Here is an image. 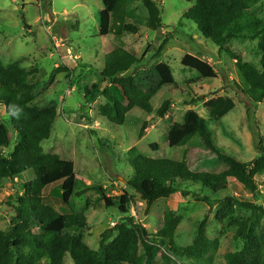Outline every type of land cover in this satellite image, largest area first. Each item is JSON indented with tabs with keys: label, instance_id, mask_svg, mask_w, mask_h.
I'll return each mask as SVG.
<instances>
[{
	"label": "rangeland",
	"instance_id": "1",
	"mask_svg": "<svg viewBox=\"0 0 264 264\" xmlns=\"http://www.w3.org/2000/svg\"><path fill=\"white\" fill-rule=\"evenodd\" d=\"M153 1L161 7V28L150 30L146 26L148 12L141 0H128L132 15L126 21L135 22L138 32L116 36L98 33L101 0H0V65L8 67L20 61L23 69L33 73L34 104L56 110L50 136L41 142V147L45 153L71 160L75 181L67 196L63 194L62 181L49 184L43 191L44 200L60 212L84 214L89 225L83 231L84 242L91 249H98L105 229L128 217L154 235L163 226L165 211L170 210L180 218L173 241L181 248L192 244L207 216L206 242L217 240V247L206 251L205 257L211 264H225L224 256L240 251L243 245L242 238L235 236L238 221L246 220L253 233L264 236V211L239 208L234 200L237 197L264 208V176L255 180L252 190L230 177L226 189L215 193L196 182L184 181L180 183V192L158 199L146 209L145 202L127 185L132 176L130 158L144 155L182 160L184 150L191 148L188 156L194 166L221 168L202 150L198 139L179 147H170L167 140L169 126L183 122L188 109L207 119L199 99L221 95L230 96L235 106L218 122H209L214 143L242 162L257 157L254 134H260L264 143V99L256 104L253 119L248 120L242 93L244 84L239 79L236 58L261 71L264 51L259 46L261 38L225 34L216 41L205 39L193 21L184 17L192 0ZM247 11L260 22L259 28H263L264 0H256ZM114 46L132 51L141 59L124 75L131 76L150 95L153 107L149 113L132 108L118 125L98 110L106 102L103 91L111 82L100 83L91 101L85 94L98 80L105 54ZM185 54L206 60L215 68L217 77L202 78L196 71L182 66L180 61ZM161 61L170 66L177 88L159 85L155 65ZM167 99L171 101L168 110L164 117H159L157 110ZM0 123L8 124L5 106H0ZM153 143L158 145L157 150L150 148ZM12 149L10 145L3 152L10 154ZM33 178L34 171L29 169L14 179L0 180L2 246L13 238L10 233L18 222L22 184ZM98 187L103 188V194L111 199L113 206H105ZM124 191L132 197L127 213L118 210L119 197ZM204 196H209L211 201H205ZM138 261L146 264L144 253L139 254ZM62 264H73L69 255Z\"/></svg>",
	"mask_w": 264,
	"mask_h": 264
},
{
	"label": "trees",
	"instance_id": "2",
	"mask_svg": "<svg viewBox=\"0 0 264 264\" xmlns=\"http://www.w3.org/2000/svg\"><path fill=\"white\" fill-rule=\"evenodd\" d=\"M127 1L101 0L102 8L98 13L100 35L112 33L119 36L123 32H138L135 22L126 21L132 15ZM192 1L184 17L193 21L205 39L216 41L225 34L252 39L260 36L259 46L264 49V27L259 28L260 22L247 11L256 0ZM141 2L148 12L146 26L153 31L161 28L159 3L153 0ZM140 61L134 52L114 46L105 54L98 80L85 91L89 96L88 101H91L100 83L111 82L103 91L106 102L98 110L108 121L117 125L123 122L126 112L132 108L147 113L153 110L150 95L131 76L124 75ZM180 62L182 66L196 71L199 77H217L215 68L201 57L185 54ZM260 64L262 70L258 71L251 64L236 58L239 79L244 84L242 93L246 100L248 120L253 119L256 104L264 99V51ZM155 70L160 78L159 85L177 88L167 63H157ZM32 75V71L21 67L20 61L8 67L0 65V106H5L8 118L7 125L0 123V180L14 179L29 169L34 171V178L22 184V193L18 197V222L10 233L13 238L8 239L4 246L0 244V264H62L66 255L70 256L73 264H139L138 256L141 252L145 254L146 264H185L184 261H188L187 264H211L204 253L211 248L216 249L217 240L206 242L207 216L198 227L194 241L186 248L174 243L180 218L167 210L162 228L154 235H149L143 226L128 217L112 228L105 229L100 235L98 249L94 250L84 242L83 231L89 229L84 214L60 212L44 200V189L57 181H62L63 194L69 195L75 173L71 160L45 153L41 147V142L50 136L56 110L52 107L40 108L34 104ZM234 86L239 89L236 82ZM199 100L206 109L207 119L195 110L188 109L183 122L169 126L168 145L184 146L196 138L202 150L209 153L212 161L221 168H197L188 156L191 148L184 150L182 160L144 155L131 157L132 176L127 185L145 202L146 209L156 200L180 192V183L184 181L196 182L206 191L215 193L226 189L230 177L252 190L255 180L264 176V143L260 134H254L258 155L247 162L226 153L214 143L210 135L209 122H218L227 114L235 106L233 99L221 95ZM170 102L169 99L163 101L157 110L159 117L165 116ZM17 109L19 113L14 115ZM10 145L13 147L12 152L4 154L3 150ZM150 148L157 150L158 145L150 144ZM98 190L104 193L103 188L98 187ZM102 196L105 206H113L109 197L104 194ZM203 199L211 201L209 196ZM234 200L239 208L264 211L262 206L254 203L237 197ZM131 202V195L124 191L119 197L118 210L127 213ZM237 226L235 236L242 238L243 245L240 251L229 252L224 256L225 264H264V236L253 233L246 220L238 221Z\"/></svg>",
	"mask_w": 264,
	"mask_h": 264
},
{
	"label": "clouds",
	"instance_id": "3",
	"mask_svg": "<svg viewBox=\"0 0 264 264\" xmlns=\"http://www.w3.org/2000/svg\"><path fill=\"white\" fill-rule=\"evenodd\" d=\"M18 113H19V109H17L13 114L18 115Z\"/></svg>",
	"mask_w": 264,
	"mask_h": 264
}]
</instances>
